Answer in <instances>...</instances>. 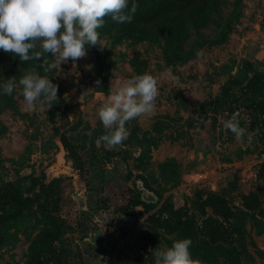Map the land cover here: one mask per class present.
Masks as SVG:
<instances>
[{"label": "rangeland", "instance_id": "obj_1", "mask_svg": "<svg viewBox=\"0 0 264 264\" xmlns=\"http://www.w3.org/2000/svg\"><path fill=\"white\" fill-rule=\"evenodd\" d=\"M135 2L75 67L0 50V83L31 69L59 96L31 110L0 89V264H155L185 238L198 264H264V0ZM143 73L153 113L97 145L107 96ZM232 116L259 129L251 142L223 127Z\"/></svg>", "mask_w": 264, "mask_h": 264}, {"label": "clouds", "instance_id": "obj_2", "mask_svg": "<svg viewBox=\"0 0 264 264\" xmlns=\"http://www.w3.org/2000/svg\"><path fill=\"white\" fill-rule=\"evenodd\" d=\"M137 9L135 0L130 7L129 0H0V50L20 62L40 61L45 74L60 70L69 60L75 67L87 55L85 45L104 47L97 30L105 25L106 17L130 23ZM18 88L31 110L42 111L59 102L58 85L34 70L25 71L18 82L11 76L0 83L7 96ZM158 95L157 79L149 73L134 75L113 89L98 112L106 131L97 145L103 142L106 149H112L122 144L130 134L127 122L153 113ZM223 127L241 140L247 135L249 142L259 133L258 128L250 133L241 127L236 116L224 121ZM191 245V239L185 238L152 250L155 264H198Z\"/></svg>", "mask_w": 264, "mask_h": 264}, {"label": "trees", "instance_id": "obj_3", "mask_svg": "<svg viewBox=\"0 0 264 264\" xmlns=\"http://www.w3.org/2000/svg\"><path fill=\"white\" fill-rule=\"evenodd\" d=\"M182 12H184V10H183ZM157 25H158L160 28H162L161 25H164V24H163V22H158ZM163 29H165V28H163ZM17 73H18V72L15 73V71L13 72V71H9V70L6 69V74H7V75H16ZM236 264H239V262H236Z\"/></svg>", "mask_w": 264, "mask_h": 264}]
</instances>
